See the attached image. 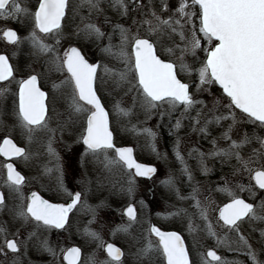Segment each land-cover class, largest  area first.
I'll use <instances>...</instances> for the list:
<instances>
[{
    "label": "snow or ice",
    "instance_id": "obj_1",
    "mask_svg": "<svg viewBox=\"0 0 264 264\" xmlns=\"http://www.w3.org/2000/svg\"><path fill=\"white\" fill-rule=\"evenodd\" d=\"M105 4L116 13V19L106 14ZM85 7L88 16L81 14ZM19 15L25 17L31 29L23 40L31 44L33 55L43 57L47 71H55L62 77L59 84L53 83L52 89L53 92L63 90L68 119L58 121L55 128L51 127L54 108L50 107L51 94L41 88L40 74H33V69L26 71V78L16 80V69L3 54H0V82L11 85L15 81L16 91L12 92L14 128H18L29 143L35 139L36 133L46 135L49 154L55 157V167L60 173L61 190L68 195L70 202L50 203L35 191L24 198L25 177L13 163H6L4 183L19 200L12 209L19 227L12 233V239H8L9 230L0 226V235L5 238L0 253L6 257L8 252L18 255L22 248L27 251L31 245L37 251L49 254L52 264H56L61 256V264L80 262L79 247H62L59 240L54 243L49 236L41 235L53 231L59 235L67 231L70 213L79 206L95 216V209L84 200L90 190L88 186L93 182L87 172L77 181L78 189L63 187V158L51 147L57 131L61 136L69 131L76 147L73 148V144L67 147L78 154L82 167H86L88 158H92L109 173L116 168L125 171L129 178L127 186L121 187V194L134 196L135 178L151 180L157 172L155 167L137 162L133 148L116 146L111 113L98 94L101 65L89 62L73 41L92 43L118 62L112 68L103 66L105 75L111 79L113 91L123 90L124 96L131 99V107L127 109L121 107L123 100L115 101L113 111L117 117H130L138 108L147 119L153 114L160 120L167 116L171 125L173 116L179 113L169 135L173 134V129L179 131L183 122L188 121L191 131L200 134L211 145L208 152L198 147L188 151L189 157L197 159L204 175L211 171L206 161L219 160L221 167L227 165L233 169L232 175L241 171L248 173L249 184L247 188L238 184L239 191L254 194L258 189L264 196V137L255 131L264 130V0H177L175 5L170 0H159V6L157 0H147V3L144 0H79L76 4L73 0H35L31 8L22 6L18 0H0V17L16 19ZM93 16H103V26ZM77 18L79 23H76ZM2 36L10 45L22 43L14 29L4 30ZM115 39H118L116 44L113 43ZM65 41L69 42L66 47ZM177 52L176 59L163 58L164 54L171 57ZM200 52L203 56L199 55ZM187 57H191V63ZM180 73L190 79L182 81L178 78ZM212 86H218L220 94L208 104L199 96L205 92L212 95ZM9 92L11 89L7 86L0 88V98ZM247 125H252L253 131L245 130ZM213 129H219V135L213 136ZM143 132L151 141L155 140L156 133L150 128H144ZM220 141L226 146H221ZM253 141L259 143L260 148L252 149V154L245 158L242 150ZM180 146L177 137L174 155L183 164L181 172L187 175L191 192L182 195L174 188L171 177L162 183L173 188L178 199L195 201L193 207L198 210L201 223H196L186 209L174 214L184 213L190 233L202 232L214 239L216 245L227 244L229 251L243 250L242 254L251 264H264L257 259L258 253L249 238L242 234L245 225L257 221L264 223V198L259 204L246 202L229 187L230 178L222 176L224 186L218 187L217 191L229 199L214 209V223L209 216L211 202L206 205L197 199L199 188L191 183L193 176L184 163ZM151 150L156 152L155 144L151 145ZM0 157L27 161L29 152L18 146L10 135H5L0 140ZM97 183H101L99 177ZM6 207L7 198L0 192V209ZM124 214L130 221L136 219L132 204H128ZM118 230L127 231V228ZM256 230L252 228L253 232ZM24 232L28 235L21 239ZM259 232L257 244L259 252L264 253V227ZM84 234L97 242L108 257L106 261L92 259L91 264H122L121 249L111 243L105 246L99 234L88 228ZM153 236L157 238L155 242L151 240ZM146 241L136 251L140 264L144 261L147 264H193L184 238L176 231H163L153 225L148 229ZM201 264L226 262L215 250L209 249L206 254L201 253Z\"/></svg>",
    "mask_w": 264,
    "mask_h": 264
},
{
    "label": "flooded vegetation",
    "instance_id": "obj_2",
    "mask_svg": "<svg viewBox=\"0 0 264 264\" xmlns=\"http://www.w3.org/2000/svg\"><path fill=\"white\" fill-rule=\"evenodd\" d=\"M146 2V0H144ZM35 3V0H29L27 6L31 8L32 4ZM78 3L77 0H73V4ZM106 10V14L116 19V13L111 11L107 4L103 6ZM81 14L83 16H88V9L85 7L81 10ZM93 19L96 22L103 26V16L96 17L93 16ZM76 23H79V18H77ZM75 27V25H73ZM6 29H14L18 35L22 32H30L31 29L27 23V21L23 18V16L19 15L16 19L12 21L10 26ZM5 29V30H6ZM135 30V29H133ZM3 33V32H2ZM1 40L8 44L1 34ZM46 42H51L47 41ZM68 41L63 42L64 46L68 45ZM72 43L75 46H78L82 54L85 55L86 59L92 63H99L101 68L98 70V75L102 78V82L104 87L106 86L105 80L110 79L105 75L103 71V66L107 65L109 68H112L114 65H117V61L110 56L102 53L94 44L88 43L86 41H73ZM106 44L107 41L105 40ZM114 44L118 43V39L113 41ZM10 45V44H8ZM26 44L19 48V55L25 58V51L30 49V46ZM3 55H7L8 53H0ZM22 54V55H21ZM178 52L175 56L169 57L167 54L163 55L165 59H176L178 57ZM10 60V59H9ZM38 60V59H37ZM36 59H33L29 62L36 63ZM11 63V60H10ZM12 64V63H11ZM40 74V85L42 90L50 93V107L54 108V111L51 113V127L55 128L58 121L67 120L66 114V104L63 100V90L53 92L52 85L53 83L59 84V81L62 79L59 73L52 71L49 72L44 65V58L42 59V63L40 68L33 72V74ZM42 73V76H41ZM26 78V77H24ZM182 81V77L179 75ZM9 87L11 92L7 93L5 97L0 98V111H6L9 114L14 115L13 112V96L12 92L16 91L15 81L11 85H6L5 82H0V88ZM102 86V85H101ZM99 87V82H98ZM98 94L102 98V103L105 105L106 110L111 113L110 119L113 121V104L115 103L113 91H104L103 87L99 88ZM4 99V100H3ZM54 101V103H52ZM179 113H176L178 116ZM193 115L195 113L193 112ZM176 116H173L171 125L175 124ZM15 122V115L12 117ZM127 123H125L126 125ZM168 117H165L163 120H160L159 116L156 115L155 123H154V132L157 137L156 152H153V158L144 156L138 146L136 144L131 143H122L120 139L115 137V144L117 147H131L133 148V156L137 160V162L152 165L157 169V172L153 175L151 180L137 177L136 179V191L134 196L129 197L125 194H121L120 189L122 186H127L128 175L125 171H122L119 168L113 169L112 172H107L104 170V167L98 161L93 160L92 158H88V162L86 167L81 166V162L77 153L72 152L68 149L67 145L73 144V138L68 137L66 135V130L61 136V133L57 131L55 135L61 136L63 138L52 139L51 147L52 149L59 153L63 158V163L65 166V171L63 175V187L69 190H76L79 188V181L87 172L88 177L92 179V184L89 185V191L84 197L87 205L91 208L95 209V216L93 217L92 213L86 210L85 207L79 206L77 209H74L72 213H70V226H68L67 231H62L57 234V232L53 231L51 234L42 233V236H49V238L55 243L57 240L60 241L62 247L67 246H76L81 249V259L79 264H91L92 259H96L98 261H106L108 259L107 253L103 250V248L98 247L97 242L93 241L91 238L84 234L85 228L90 229L93 232H96L101 237L104 245L106 246L108 243L113 244L115 247L121 249L123 252V256L121 258L122 264H140V261L136 257L137 250H129V242L132 243V247L138 248L141 245L145 244L146 238L148 234H145V231L150 226L159 227L164 231H176L178 232L185 240V243L190 251V257L193 261V264H201V253L207 252V250H215L218 255L222 257V245H216L214 239L208 238L206 234L202 232H193L189 231L184 234L180 229L178 230H165L158 226L156 222H154L153 218H156L162 209V191L164 187L167 185L162 183L165 181L163 179L162 172V162H163V149L167 152L168 157L172 159L177 169H180L182 163L178 161L174 155V144L177 140V137L180 138L181 146L180 151L181 155L184 157V161L189 162H197L194 157L188 156V151L194 147H198V145L202 146V149L206 147L209 143L207 140L203 139L200 134L193 133L188 126V121L183 122V126L179 131H175L173 129V134L169 135V130L171 127ZM9 129V128H5ZM3 128L0 127V140L5 135H10L13 138L14 142L21 147H25L29 152V159L26 161L22 158H13L12 160H7L4 157H0V192L5 193L7 198V207L0 209V226L7 228L8 231V239H12V233L19 227V222L14 218L12 209L14 206L19 204V200L15 197V195L9 192L8 188L5 187V180L7 178V170L4 168L6 163H13L14 167L17 171H19L25 177V183L22 187L23 197L27 198L30 196L31 192L35 191L39 195H41L44 199L48 200L50 203H66L70 202L68 195L61 190L60 184V173L56 170L55 167V157L49 154L48 151V138L44 133H36L35 139L32 142L40 141L42 143V150L40 148H30L24 144V141L27 140L25 137L21 139V135H24L22 132H17L16 130H7L6 132L2 131ZM212 131L217 132V129H213ZM41 138V139H40ZM28 141V140H27ZM31 142V143H32ZM39 145V144H34ZM76 145L73 144V148ZM200 149V147H198ZM43 153V155H41ZM159 153V155L157 154ZM103 157H101V160ZM209 165L210 163H206ZM214 168L209 172L208 175H204L203 173L193 174L192 184H195L199 188V194L197 195V199H199L202 204H209L208 195L211 192H215L218 187H222V167L219 160H213ZM51 169V171H47ZM210 169V168H209ZM182 174V173H181ZM239 174V173H238ZM97 177L100 178L101 183H97ZM179 179H175L174 185H182V192L185 195H188L191 192V187L189 186V181L187 175L182 174L180 180V176H177ZM213 182L212 181H215ZM224 184V182H223ZM224 186V185H223ZM230 186V184H229ZM109 191H107V190ZM258 190V189H255ZM103 191L107 193V199H104L100 202L99 195ZM240 197L245 199L246 202L251 203L248 198L246 199L244 196L240 195ZM211 202V201H210ZM227 202V201H225ZM128 204H132L136 210V218H138L139 213L138 210H143L146 222L141 225V228L138 227V233L131 235V230H134L136 226L132 225L134 221H130L129 218L124 214V210L128 206ZM195 204L194 200H188V209L190 214L193 215V220L196 223H201L198 220V210L193 207ZM212 203L209 206V216L213 218V222L215 223L214 217L215 212L214 209L217 206H222V204H215L212 206ZM113 213V214H111ZM6 215V216H5ZM10 216L7 218V216ZM5 216V218H3ZM92 221V223H89ZM127 228V231H119L116 232L114 229ZM114 233V234H113ZM28 235L27 232L23 233L21 239L26 238ZM4 236L0 235V247H4ZM152 241H156V238L151 237ZM255 251L258 253L257 259L260 261H264V254L259 252V245L255 244ZM29 252L24 251L23 248L21 253L18 255L12 254L8 252L7 257L0 253V264H52V257L47 253H41L37 251L31 245L27 249ZM4 251L8 250L6 247ZM57 251H59L57 249ZM232 251L227 250L223 252L225 258L227 260H233L234 256ZM242 255V253H241ZM242 264H251V261L243 255ZM62 256L56 261V264H61ZM231 262V261H230ZM236 262V261H233ZM144 264H147V261H144Z\"/></svg>",
    "mask_w": 264,
    "mask_h": 264
},
{
    "label": "rangeland",
    "instance_id": "obj_3",
    "mask_svg": "<svg viewBox=\"0 0 264 264\" xmlns=\"http://www.w3.org/2000/svg\"><path fill=\"white\" fill-rule=\"evenodd\" d=\"M77 1L79 2V0H77ZM18 2L22 6L23 5L27 6V4L29 3V0H18ZM170 2L173 5H175L177 3V0H170ZM145 3H147V0ZM157 6H159V0H157ZM164 15H165V17L167 16L166 13ZM21 16H23V15H21ZM23 18L25 19L24 16H23ZM13 20H14L13 18L5 19L4 17H0V53H8L9 54V56H10L9 59L11 60V63L13 65L14 69H16V80H19L21 78L26 77V74H25L26 71L33 70V69H34V72L37 71L40 68L43 57H38L36 55H33L34 50L32 49L31 44L28 41L23 40V38L26 37L29 34V32H25V33L22 32L19 34V36L22 38V43L18 46L8 45L1 40L2 32L8 26H10V24L12 23ZM166 43H167V41H166ZM23 44L24 45L28 44L30 46V49H28V51H25V58L21 57L19 55L20 54L19 48L21 46H23ZM178 55H179V52H178ZM199 55L203 56V53L200 52ZM33 59H36V60L38 59V60L36 61V63L29 62V61H32ZM186 59L189 63H191V57H187ZM29 66H31V69L29 68ZM179 75L182 77V79L184 81H188L190 79V77H188L184 73H180ZM41 76H42V73H41ZM101 82L102 81L99 82V88L100 89H101V87H103L104 91H106V92L113 91L111 79L105 80V82H107L105 87H104L103 83H101ZM113 92L115 93V95H114L115 101L116 100H123L124 101L123 103H121L122 108L127 109V108L131 107V99H130V97L124 96L123 90H115ZM211 92H212V95H209L207 92L203 93L202 95L199 96V99H202L206 103L211 104L213 97L218 96L220 94V91L216 86H212ZM13 116L14 115H12L11 113L9 114L6 111H0V127L3 128V130H2L3 132H6L7 130H10V129L13 131L17 129V132H21L18 128H14L15 122L12 119ZM237 118L239 119V116ZM155 119H156V114H153L151 119H147L139 111L138 108H137L135 114L131 115L130 117H117L115 112H113L112 126L114 129L115 137L117 139H120L122 143H127V144L131 143V144L140 145V146H138V148L140 149L142 154L144 156H148V157L153 158V151L151 150V145L152 144L156 145L158 143L157 137L155 138L154 141H151L150 138L147 137L146 133L143 132V129L144 128H150L153 131ZM125 123H127V124L125 125ZM133 125L135 126V129H133ZM5 128H9V129H5ZM217 130H218L217 132L212 131L213 136L219 135V129H217ZM245 130L251 132V131H253V126L247 125ZM255 131H256L257 135L264 137V130L255 129ZM66 135L71 138V136L69 135V131L66 132ZM55 137H57L58 139L63 138V137H61V136L59 137L57 135H55ZM24 138H25V136L21 135V139H24ZM233 138L235 139L236 137L234 136ZM53 139H56V138H53ZM24 144L26 146H28L30 148V150H31V148L32 149L33 148H40V150H42V148H43L42 143L40 141L29 143L27 140H25ZM34 144H39V145L37 146ZM220 145L226 146L225 142H223V141H220ZM198 147H200L201 151L208 152L211 145L208 144L203 149H202L201 145H198ZM254 148L255 149L260 148L259 143H257L256 141H253L250 145H246L244 147V149L242 150V155H244L245 158H247L249 155L252 154V149H254ZM41 155H43V153ZM162 155H163V162H162L163 179L166 181L171 177L172 180L175 181V179H179V178H177V176H180V180H182L181 179V176H182L181 169L183 167V164L180 163L179 165H181V167H180V169H177L175 167L174 162L172 161V159L170 157H168L167 152L164 149H163ZM207 162L210 163L209 168L212 170L214 168L213 160L209 159L206 161V163ZM184 163L187 164L188 168L191 170L192 175L198 173V176H199V174L202 173L200 170V166H199L198 162L193 161V162L188 163V161H184ZM233 163H234V161H233ZM207 167H208V165H207ZM232 172H233V169L231 167H229L227 165L222 167V176L227 175L231 180L229 187L232 188L233 191L237 192V194L239 196L242 195L245 198L247 197L251 203L259 204L260 200L262 198H264V196L261 195L260 190H254V194H253L247 190L241 192L237 188L238 184L244 185L245 188H247V185L249 184L248 173L241 171V172H239V174L237 173L236 175H232ZM200 175H202V174H200ZM216 181L217 180L212 181V183L216 182ZM223 182L224 181L222 180V187L224 185ZM181 186L182 185H180V186L174 185V188L179 189L181 194L185 195V193L182 192L183 190H182ZM107 191H109V190H107ZM208 197H209L208 200L211 201L212 203H214V204H212V206L215 204H222V202H225L229 199L223 192H220L217 190L215 192H211L208 195ZM103 198L107 199L106 191H103L102 193H100L98 199L100 202H105V201H102ZM181 209H186L187 212L190 214L189 209H188V200L178 199L176 197V195L174 194L173 188L166 186V187H164V189L162 191L161 213L156 218H153L154 222H156L158 224V226H160L161 228H163L165 230H169V229L170 230L171 229L172 230H178V229H180V231H182L184 234H186V232H188L187 218L185 217L184 213H180L179 215L174 214V213L179 212ZM138 213H139L138 218H136V220L132 224V225L136 226V228L134 230H131V232H130L131 235L137 234L138 229H139L138 227L141 228V225H143L147 221L145 214H144V211L142 209L138 210ZM111 214H113V213H111ZM5 216L3 218H5ZM9 217L10 216L8 215L7 218H9ZM262 227H264V223H260L258 221L253 222V224H251V225H245V229H244V232L242 234L245 235L247 238H249V242L254 245V248H255V244H257V240L260 237L259 229ZM252 228H256L257 230L253 232ZM117 230L118 229H114L115 232ZM145 234H148L147 230L145 231ZM128 245L130 246L129 250H137V248L132 247V245H133L132 243L129 242ZM227 250H229L228 245L227 244L222 245V259L226 262V264H242L243 260L241 257L243 256V254L241 255V253L243 252V250H241L239 252L232 251L234 259L230 260L231 262L229 260H227L223 254V252L225 251V253H226ZM27 252H29V251L27 250ZM233 261H236V262H233Z\"/></svg>",
    "mask_w": 264,
    "mask_h": 264
},
{
    "label": "water",
    "instance_id": "obj_4",
    "mask_svg": "<svg viewBox=\"0 0 264 264\" xmlns=\"http://www.w3.org/2000/svg\"><path fill=\"white\" fill-rule=\"evenodd\" d=\"M142 164V163H141ZM145 165V164H144ZM148 166H152V165H148ZM164 231V230H163ZM156 238V237H155ZM157 239V238H156Z\"/></svg>",
    "mask_w": 264,
    "mask_h": 264
}]
</instances>
